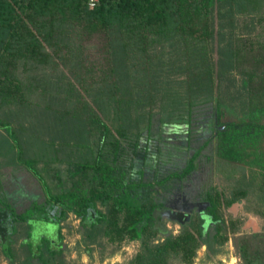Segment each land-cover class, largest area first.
Segmentation results:
<instances>
[{
  "label": "trees",
  "instance_id": "1",
  "mask_svg": "<svg viewBox=\"0 0 264 264\" xmlns=\"http://www.w3.org/2000/svg\"><path fill=\"white\" fill-rule=\"evenodd\" d=\"M89 2L0 0V128L10 143L0 150V168H24L45 196L44 203L17 214L13 194L0 192V247L14 264L11 236L25 227L29 255L21 264H53L60 246L45 250L50 258L43 249L34 252L27 243L32 222L54 225L60 241V223L74 213L87 233L105 234L110 224L100 205L122 214L127 233L141 242L132 264H166L177 256L189 261L204 244L207 226L216 225L219 236L218 204L210 201L206 214L182 226L178 236L150 240L166 234L164 204L154 201L153 188L187 177L202 149L179 167L190 148V129L184 140L175 133V144L167 145L153 132L151 109L158 106L163 124L166 114L188 121L196 105L209 103L203 134L215 130L219 158L256 166L261 151L264 159V48L253 55L243 49L245 41L233 38V16L263 18L264 0H95L92 7ZM92 36L105 46L98 51L101 61L88 66L83 46ZM248 65L259 68L247 71ZM223 76L233 77V85L240 77L235 98L231 88H219ZM225 105L240 114L238 121L219 122L216 113ZM20 117H27L28 131ZM62 163L65 185L54 166ZM214 242L223 243L216 237Z\"/></svg>",
  "mask_w": 264,
  "mask_h": 264
},
{
  "label": "rangeland",
  "instance_id": "2",
  "mask_svg": "<svg viewBox=\"0 0 264 264\" xmlns=\"http://www.w3.org/2000/svg\"><path fill=\"white\" fill-rule=\"evenodd\" d=\"M213 15L215 17V12ZM262 15L261 20L257 17L253 18L251 14L233 16V38L245 41V44L241 42L243 49L245 48L253 55L259 51L258 48H264V11ZM209 21L211 24L216 22L213 18ZM225 28L226 32H230L228 27ZM216 40L215 37L214 44L217 42ZM104 46V40L98 36L84 40L83 47L88 55V66L94 65V60L101 61L103 55H100L98 51ZM246 68L247 71H254L259 66H255L254 69L248 65ZM216 69L218 70V68ZM234 78V85L231 82L233 77L230 76L221 77L219 83V88L223 92L231 88L229 91L233 98L240 92L241 80L239 76ZM229 83H232V86L229 87ZM255 83H257L256 80ZM155 106L151 109L154 114L152 129L153 132L161 135V140L166 141L167 145L175 144L176 141L171 139L176 134L178 136L175 139L183 138L184 140L186 130L190 129V148L189 150L186 148V156L178 162L179 167L184 165V160H188L193 152L202 149L198 151L194 160L195 169L187 177L172 181L164 187L153 188L154 201L164 204L162 225L166 234L153 235L150 240L157 243L167 235L178 236L183 230L182 226H188L191 221L196 223L198 214H206L210 201L213 200L217 201L216 213L221 223L219 236L216 235V225L206 227V236L202 240L204 244L195 250L189 261H184L177 256L166 264H264V218L261 214L262 209L264 210V203L260 199L261 190L264 189V159L261 157L260 149L258 150L259 147L252 148L259 151L256 166L223 160L217 155L215 130L212 135L203 134V131L207 129L205 126L207 117L210 116L209 103L196 105L191 110L190 121H185L186 119L182 118H180L181 122L176 121L171 113L162 116L165 122L171 118L170 121L173 120L171 124L165 122L158 124L159 108L157 105ZM225 106V108L221 107L218 113L215 112L219 117V122L238 121L240 114L234 110L226 109L227 105ZM206 111L209 112L208 115H204ZM0 118L2 119L1 115ZM26 118L20 117L19 120L24 127L26 124L25 128L28 131L31 126ZM18 125L13 124V129ZM5 134L6 132L0 128V150H4L6 147L8 149L10 146V143L3 138ZM207 139H210L209 144L204 146ZM179 144L185 148L187 142L181 141ZM262 149H264V145H262ZM8 156L7 160L11 161V155ZM1 159L7 161L5 157H1ZM171 164L173 161H165L167 167ZM54 166L57 167L58 176L64 182L63 184L68 183L66 164H55ZM167 167L163 168V172L168 171ZM52 183L53 186H58V180L53 179ZM2 191L13 194L10 200L14 204L17 214L25 212L33 204H42L45 200L40 184L22 167L2 166L0 168V192ZM235 198H239L240 202L233 203L231 206L227 205L230 200ZM98 208L106 214L109 224L115 225H109L105 234L102 231L87 233L79 218L74 213H69L60 223V241L57 228L54 225L32 222L31 236L27 243L30 244L34 252L43 249L46 258L51 256L45 250L56 249V246L59 245L62 253L53 264H132L131 262L135 260L141 249V242L127 233L128 223L122 214L111 213V210L108 211L107 208L100 205ZM190 229L192 230V228ZM25 233L26 228L20 227L11 236L10 249L14 264H21L29 255L28 249L23 246L26 240ZM215 237L219 243L223 241L222 245L214 242ZM9 263L0 247V264Z\"/></svg>",
  "mask_w": 264,
  "mask_h": 264
},
{
  "label": "built area",
  "instance_id": "3",
  "mask_svg": "<svg viewBox=\"0 0 264 264\" xmlns=\"http://www.w3.org/2000/svg\"><path fill=\"white\" fill-rule=\"evenodd\" d=\"M95 0H90L89 5L92 7L94 6Z\"/></svg>",
  "mask_w": 264,
  "mask_h": 264
},
{
  "label": "water",
  "instance_id": "4",
  "mask_svg": "<svg viewBox=\"0 0 264 264\" xmlns=\"http://www.w3.org/2000/svg\"><path fill=\"white\" fill-rule=\"evenodd\" d=\"M35 263V262H34Z\"/></svg>",
  "mask_w": 264,
  "mask_h": 264
}]
</instances>
